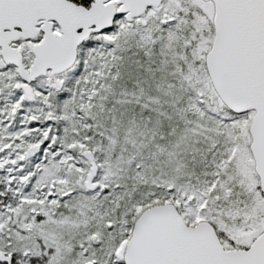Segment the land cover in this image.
Instances as JSON below:
<instances>
[{
  "label": "snow or ice",
  "instance_id": "6c2138e0",
  "mask_svg": "<svg viewBox=\"0 0 264 264\" xmlns=\"http://www.w3.org/2000/svg\"><path fill=\"white\" fill-rule=\"evenodd\" d=\"M0 264H264V0H0Z\"/></svg>",
  "mask_w": 264,
  "mask_h": 264
}]
</instances>
